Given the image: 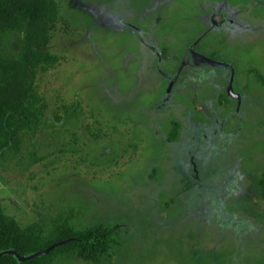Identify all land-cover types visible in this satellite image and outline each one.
Listing matches in <instances>:
<instances>
[{
	"label": "rangeland",
	"instance_id": "rangeland-1",
	"mask_svg": "<svg viewBox=\"0 0 264 264\" xmlns=\"http://www.w3.org/2000/svg\"><path fill=\"white\" fill-rule=\"evenodd\" d=\"M52 2L49 61L35 68L25 102L41 118L17 124L0 157V213L38 247L60 230L114 228L96 262L60 251L43 264H264V89L251 93L225 161L232 170L240 159L248 186L234 194L228 174L193 171L205 159L202 140L237 127L208 87L222 83L219 69L185 66L175 76L190 48L234 66L264 59V6H251L258 33L235 21L217 40L212 5L241 10L246 0ZM14 30L0 29V72L16 65L22 34Z\"/></svg>",
	"mask_w": 264,
	"mask_h": 264
},
{
	"label": "trees",
	"instance_id": "trees-1",
	"mask_svg": "<svg viewBox=\"0 0 264 264\" xmlns=\"http://www.w3.org/2000/svg\"><path fill=\"white\" fill-rule=\"evenodd\" d=\"M55 5L52 0H0V29L15 28L21 31L18 43L17 62L9 71L0 72V157L13 144L17 124L36 126L41 113L36 115L25 107L35 68L47 63L45 52L46 34L55 21ZM24 23V28H18ZM1 60V59H0ZM176 135L173 131L170 139ZM260 196L264 201V172L258 181ZM114 228L95 225L83 231L70 233L60 230L58 237L38 247L36 238L21 230L15 223L0 213V252L14 251L19 256L49 249L48 252L23 262L11 255H1L0 264H43L55 252L74 253L83 262H96L105 252Z\"/></svg>",
	"mask_w": 264,
	"mask_h": 264
},
{
	"label": "flooded vegetation",
	"instance_id": "flooded-vegetation-1",
	"mask_svg": "<svg viewBox=\"0 0 264 264\" xmlns=\"http://www.w3.org/2000/svg\"><path fill=\"white\" fill-rule=\"evenodd\" d=\"M246 1L247 5L243 4L241 10L238 8V6H235L236 9L232 8L231 10L230 8H226L224 7V5H221V3L217 2L212 5V9L207 12L209 13L208 17L210 18H208V23L211 25L210 29L215 30L214 35L218 37L217 40L220 39V36L217 33L230 32L231 26H235V21L238 24H241L242 27H247L249 33L252 35H254V33H258V28L262 27L260 28V30L264 28L263 26L257 27V24H255L257 17L254 16L255 14L251 9V6L254 5V3H257L260 6H264V0ZM227 9L230 12L232 11V13L228 14L229 12H227ZM231 15H236L235 20L231 18ZM261 20H264V18ZM153 52L154 50L152 49L151 59L153 60V62H155V56ZM198 57L208 59L215 65L199 64ZM188 60L189 61H187L185 57V59L179 64L180 70L176 78L178 79L179 73L185 66L187 67V69H196L206 65L219 69L218 75L220 76L222 83L218 84L217 87H215L214 85L212 87H208L209 89L212 88L214 90L219 89L216 91H212L215 94V105L221 107L225 112L227 111V109H231L234 114H237L238 118L237 127L234 128L235 130L230 134L221 133L218 135L217 131L213 129L214 131L212 130L210 132L211 139L209 141L202 140L205 142L202 147V153L205 156V159L202 160L201 165L197 163L194 166L193 171H196L198 173H200L201 171L202 174L205 175V178H207L208 175L211 174H228L227 177L232 178V180L234 181L228 188L229 190H234L232 191V193L236 194V190H246L248 186L242 185L240 182L241 179H244V176H240L242 175V169L240 170L238 165V162L240 163V159L238 158V162H236L235 168L232 170L226 168L225 161H227L232 152L236 150V145L238 144V138H236V135L240 133V129L243 126L242 121H240L242 119V114H247V111H250V109L253 108L255 104L249 101L251 93L254 91L257 92L261 88L264 89V59L258 60V63H256L255 60H248L241 66H234V64H232L230 61H220L215 59L214 57L207 56V54L204 52L201 53L197 50H194L193 48H190L188 50ZM228 82H230L229 86ZM224 83H226V89L222 92L220 90V87L223 86ZM233 83L236 85L235 91L232 90ZM246 83L248 85H251L249 87V90L247 89ZM255 94L256 93H254V97ZM225 104L228 105V107L226 106L225 108H223ZM213 122H216V118L214 115L211 116L210 121H208L206 125H210ZM222 123L223 120L221 121L220 125H222ZM175 137L170 140L174 141ZM201 138L206 139V136L202 135ZM190 150H192V148H190ZM189 158H191V155L189 156ZM258 189L260 190L259 186Z\"/></svg>",
	"mask_w": 264,
	"mask_h": 264
},
{
	"label": "water",
	"instance_id": "water-1",
	"mask_svg": "<svg viewBox=\"0 0 264 264\" xmlns=\"http://www.w3.org/2000/svg\"><path fill=\"white\" fill-rule=\"evenodd\" d=\"M198 63L199 64H206V65H215L210 60L202 58V57H198ZM179 70H180V68L176 71L175 76L178 74ZM175 76L172 78V80H171V82H170V84L168 86V90H169V87H170L171 83L174 81ZM229 84H230V82H228V86H229ZM48 250L49 249H45V250H42V251L34 252V253H32L30 255H27V256H19L14 251L7 250V251L0 252V256L1 255H11L17 261L23 262V261L28 260V259H33V258H36V257H39V256H43V255H45L48 252Z\"/></svg>",
	"mask_w": 264,
	"mask_h": 264
}]
</instances>
